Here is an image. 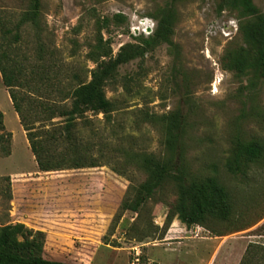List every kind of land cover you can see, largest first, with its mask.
Wrapping results in <instances>:
<instances>
[{"label":"rangeland","instance_id":"rangeland-1","mask_svg":"<svg viewBox=\"0 0 264 264\" xmlns=\"http://www.w3.org/2000/svg\"><path fill=\"white\" fill-rule=\"evenodd\" d=\"M251 1L264 14V0ZM39 2L34 26L21 24L29 0H0V29L10 30L11 39L20 36L17 53L32 84L44 60L53 66L49 75L69 86L89 82L98 62L88 56L100 38L113 57L128 44L143 55L118 67L116 80L104 85L108 114L77 119L75 132L101 165L95 168L39 172L0 76V111L11 134L0 145V232L8 224L41 232L42 256L65 264H238L248 243L264 241V159L246 165L244 175L226 168L238 141L264 146V82L251 87V68L242 72L233 64L243 57L248 66L255 54L242 31L248 17L231 0ZM164 12L173 14L179 61L165 43H145ZM176 111L185 118L182 167L192 181L224 189L228 221L181 224L172 172L137 213L119 209L146 180L141 159L172 160L162 117Z\"/></svg>","mask_w":264,"mask_h":264},{"label":"trees","instance_id":"trees-1","mask_svg":"<svg viewBox=\"0 0 264 264\" xmlns=\"http://www.w3.org/2000/svg\"><path fill=\"white\" fill-rule=\"evenodd\" d=\"M231 6L248 17L242 31L255 44V54L248 66L243 57L236 58L233 64L242 72L247 67L251 68L249 85L253 87L258 82H264V14L251 0H231ZM29 7L21 24L28 22L37 26L39 0H29ZM172 15L171 12L160 15L152 39L145 43L148 47L165 43L172 50L174 60L179 61L180 49L171 39L174 24ZM10 33V30L0 29V76L19 124L25 132L38 171L46 173L101 166L91 156L93 147L82 145L79 134L75 132L77 119L82 118L86 112L106 115L111 111V103L105 98L103 87L116 80L118 67L142 56L141 49L128 44L121 47L113 57L110 50L107 52L104 50L106 46L100 38L95 46L96 54L88 56H93L98 62L89 82H78L75 86H69L70 84L64 83L62 79L49 75L53 66L51 62L44 60L39 73L41 75L37 80H32L37 81L34 85L23 76L26 67L19 59L16 46L20 36L16 34L11 39ZM98 50L102 51L98 53ZM38 59L42 61L44 59L41 46ZM72 79L78 80L79 77L74 75ZM20 89L25 90L24 94L19 92ZM67 101H70L68 105ZM30 113L31 119L28 118ZM56 118L61 121L54 122ZM184 120V115L180 111L162 117L166 141L174 148L172 160L162 163L153 158H143L139 161L138 167L145 172L146 180L139 187L134 200L121 202L119 207L121 212L137 213L145 201L155 197L166 174L172 172L173 180L179 187L176 216L181 224L186 227L201 225L207 228V220L216 222L230 220L231 205L224 189L212 182L192 181L182 167ZM0 131H3L0 134V145L2 143L8 145L11 134L4 131L1 111ZM263 159L262 144L238 141L233 148L231 159L226 163V168L231 174L244 175L246 165ZM111 169L117 173L115 168ZM6 180L9 181V178ZM115 218L117 219L118 215ZM17 237H20L21 241H17ZM43 244L41 232L32 234L22 224H8L0 232V264H65L45 259L41 254ZM238 264H264V241L248 243Z\"/></svg>","mask_w":264,"mask_h":264}]
</instances>
